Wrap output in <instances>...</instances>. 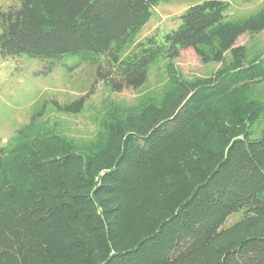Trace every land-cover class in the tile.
Returning <instances> with one entry per match:
<instances>
[{"label": "trees", "instance_id": "16d2710c", "mask_svg": "<svg viewBox=\"0 0 264 264\" xmlns=\"http://www.w3.org/2000/svg\"><path fill=\"white\" fill-rule=\"evenodd\" d=\"M167 0H21L0 5V53L97 64L111 91L139 87L152 63L166 80L138 102L106 96L92 139L36 112L0 143V264H264V58L225 61L187 78L174 59L193 47L224 58L264 6L228 17V0L190 5L180 24L126 48ZM85 97L53 100L76 113ZM241 218L224 227L234 212Z\"/></svg>", "mask_w": 264, "mask_h": 264}, {"label": "rangeland", "instance_id": "374dc122", "mask_svg": "<svg viewBox=\"0 0 264 264\" xmlns=\"http://www.w3.org/2000/svg\"><path fill=\"white\" fill-rule=\"evenodd\" d=\"M203 0L160 1L154 7L150 19L138 32L135 44L154 33H164L177 27L180 15L190 6ZM228 17L247 18L264 6V0H228ZM21 0H0V5H19ZM234 47L241 52L228 50L224 58L204 61L193 47L184 48L174 59L178 68L187 78L206 76L220 67L225 61L234 60L244 64L249 58L261 55L264 58V29L259 32H243L235 41ZM166 80L164 60L152 63L147 81L139 86H126L119 91H111L97 76V64L82 59L79 54H65L59 59L33 57L26 53L3 55L0 53V143L8 140L30 121L32 116L43 111V117L51 115L60 122L61 130L76 140L92 139L98 129L96 116L103 108V100L111 96L116 101L130 105L139 101L150 90H161ZM264 89V81L260 84ZM85 97L84 108L76 113L54 111L53 100L68 103ZM264 129V121L255 126V135ZM242 212H234L224 222V227L241 218Z\"/></svg>", "mask_w": 264, "mask_h": 264}]
</instances>
